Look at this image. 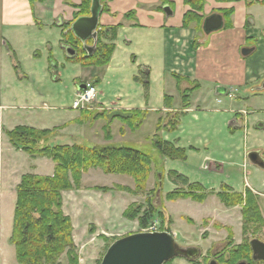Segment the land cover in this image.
<instances>
[{"label": "crops", "instance_id": "0c3cea01", "mask_svg": "<svg viewBox=\"0 0 264 264\" xmlns=\"http://www.w3.org/2000/svg\"><path fill=\"white\" fill-rule=\"evenodd\" d=\"M251 1L255 2L249 5L247 0H204L203 9L198 11L199 16L203 17V21L212 13H219L224 18L223 28L206 34L203 31V24L199 26L196 21L189 27L183 25L185 14L192 10L185 0H107L104 4L106 10L102 11L99 26L108 28L120 25V28L115 41L116 49L106 67L117 65L115 62V59L119 57L116 53L117 48L125 50L127 57L133 58L134 61L138 58L145 60L143 67L139 65L141 78L145 79L142 82L150 84L156 81L162 87L163 93L158 97L156 105L153 104L151 96L148 102H144L142 99L130 102L117 96L121 103L112 101L111 112H107L105 115L107 119L105 120L102 116L94 121L88 117L87 111L74 110V112L64 114L51 112L52 107L49 103L53 96H49V98L42 92L43 78L36 63L43 56V52L38 46L47 45V55L50 57L49 52L53 48V42H50L47 37L53 32V29H59L57 40L60 45L65 50L66 46H70L63 43L62 32L71 28L69 24L75 20L80 0H47L44 2L39 0H0V264H19L15 246L11 243L10 238L13 231L17 186L20 184L22 176L28 173L52 176L56 165L50 158L33 157L24 150L16 148L10 142L7 132L17 126L56 130L45 141L50 146L82 145L80 141L88 137L89 133V130H85V128L89 127L92 130L99 121H104L102 125L105 128L107 124L110 125L115 120L121 121L122 114L137 109L146 111L144 120L150 112H157L159 120L160 116L164 114V110H170L164 106L166 95L171 96L172 103L179 107L181 94L176 78L179 76L181 88L196 87V89L191 93V105L187 110L188 118L184 119L183 124L176 132L163 133L166 140L174 142L177 147H194L195 149H190L189 152L195 157L204 149L208 150L206 160L202 163L203 169L201 165L200 169L215 174H223L222 168L215 170L210 166L209 170H204L206 163L210 164L220 160L223 166L226 159L233 158L234 160L235 157H242L243 160L245 158L244 165H248L247 154L252 150L259 151L264 157V0ZM228 10H232L230 18L225 14V11ZM130 12H135L134 17L127 16ZM229 20L231 25L227 26ZM89 44L92 43L89 42ZM10 48L15 53L14 59L21 66L20 75L14 68ZM82 68L91 71L94 67L82 66ZM98 69L100 68L98 67ZM99 77V75H90L86 81L90 79L101 81ZM135 77L137 80L140 79L139 76ZM86 81H78L76 94ZM233 89L237 91L236 97L229 98L227 94ZM225 98H229V100H225ZM98 103L104 102L99 99ZM215 103L223 104L224 107L219 109ZM211 110L220 111L217 112L219 115H212ZM246 110H252L248 128L244 124L243 113ZM113 116L115 118L112 119ZM58 121L60 122L58 123ZM198 121L207 126L218 122L222 124L223 129L227 127L230 131L241 128L244 133V141L242 143L240 140L235 142L236 134L226 133V139L219 145L223 154L220 153L218 158L209 163L208 155L212 151L209 144L216 137L208 138V136H203L201 131H196L198 133L196 134L195 128ZM250 134L252 136L251 143L245 140L246 135L250 136ZM59 140L64 141L58 143ZM112 141V139L107 140L103 135L98 143H90V145L91 147L112 145ZM164 161L165 159L163 163H155L147 181L146 195L156 186H160ZM255 169L258 180L255 183L256 187L247 182L246 188L240 191H236L228 184L222 185L221 188L228 186L235 192L241 193L249 188L263 200L264 169L260 170L259 167ZM90 171L91 169L83 174L79 189L63 192V211L72 220L73 238L78 247L80 264H83L84 261L91 262V258L100 252L98 247L106 246V240L101 237L102 235L110 241H115L119 237L140 231L138 220H130L124 217L123 213L129 205L143 203L146 198V195L143 194H133L118 189L109 191L94 189V187H102V185L85 184V176ZM178 173L187 177L190 183L199 182L207 190L213 191L214 193L210 195H217L221 191V188L216 189L209 185L211 181L204 183V180L196 181L181 172ZM168 178L171 180L169 174ZM172 183L174 184H171L173 190L179 188V185L174 181ZM115 185L134 188L135 182L132 178L127 183L103 186L114 187ZM100 191L105 194L119 193L121 196H118L115 202H120L124 194H130L134 199L131 203L116 210L124 218L120 220V227L115 231L101 230L92 216L87 217L90 237L83 242L77 232V225L82 222L79 219L82 213L92 215V212L102 211L106 213L107 217L111 216L109 220L112 219V209L110 212H106L105 208L101 206ZM183 199L187 200L188 198L174 201L167 199V202H177ZM161 205L166 219L170 222L172 234L174 237H178L182 232L176 227L175 220L162 198ZM86 206L90 207V210ZM221 209L222 211H218L219 215L215 211L216 216H213L219 221L220 226L213 228L209 222L206 227H203L209 231L208 239L213 245L211 249L223 247L225 239H228L226 226L231 227L233 231L234 244H241L243 240L242 207L240 205L231 207L224 205L221 206ZM236 211L239 212L238 220H240L238 232L233 229L234 226L230 222L237 217ZM222 225L225 227L219 228ZM183 232L188 234V232ZM183 236L184 246L196 247L192 246L194 241L189 240L191 235ZM212 238L215 241H212ZM195 239L196 237H194ZM223 239L224 241H222ZM99 241L103 244H100ZM195 242L198 241L195 240ZM180 264H191V262L183 259Z\"/></svg>", "mask_w": 264, "mask_h": 264}, {"label": "trees", "instance_id": "16d2710c", "mask_svg": "<svg viewBox=\"0 0 264 264\" xmlns=\"http://www.w3.org/2000/svg\"><path fill=\"white\" fill-rule=\"evenodd\" d=\"M35 1V0H31ZM44 2L46 0H39ZM192 7L184 17L183 25L189 27L191 23L197 22L199 26L203 24V17L199 16L198 11L203 9L204 0H185ZM255 1L247 0L249 5ZM92 0H82L79 12L76 13L75 19L79 16L89 15ZM103 3V0H102ZM106 8L103 5V11ZM230 18L232 10L225 11ZM135 12H130L127 16L134 17ZM71 25V24H69ZM231 21H227V26ZM120 25L104 28L99 26L97 46L91 55L83 49L81 42L75 37L70 28L62 32L63 43L81 46L75 56H68L67 59L80 64L83 67H103L110 63L113 53L116 49L115 41L117 39ZM93 44V40L89 41ZM11 58L14 62V68L20 75V65L14 59L15 53L10 48ZM176 76V75H175ZM178 79L181 100L183 108L189 107L191 93L196 87L183 89L180 87L181 78ZM100 80L94 81L97 84ZM165 104L168 106L172 98L168 95L164 97ZM104 112L98 113L91 117L96 120L105 116ZM146 111L131 110L127 114L120 116L121 120H126L131 128L137 129L143 123ZM179 116H175L165 125L168 132L178 129ZM115 118L114 116L112 119ZM171 122V124H170ZM105 138L110 140L111 133L109 124L105 126ZM56 130H41L28 126H17L8 131L10 142L16 147L24 150L33 157H47L55 162V170L52 176H43L36 174H25L22 176L20 184L17 186V201L13 220V231L10 238L11 243L16 249V258L19 264H63L62 257L66 256L67 264H80V255L78 247L73 238V224L70 216L63 211V192L81 187L82 176L90 169H101L107 174H125L134 179L135 186L130 188L122 185L114 187L96 186L94 189L109 191L118 189L128 191L133 194H145L147 181L153 170L155 163L150 153L139 149L118 146L105 145L101 147H87L80 144L73 145H55L50 146L45 143ZM153 145L157 148L164 158L172 160H186L187 149L177 147L173 142L164 139L160 135L159 125L156 128L152 138ZM169 176L172 181L179 184L178 188L166 194L168 200H177L181 198H191L195 201H204L210 192L198 183H190L189 179L178 172L171 171ZM188 187L186 190L183 187ZM150 190L147 193L143 203H133L124 211V217L130 220H138L141 228L148 225L156 217L161 220L162 229L171 232L168 226H165L166 217L162 208L158 207L150 198L156 190ZM202 191V194H197ZM221 202L228 206L242 207L243 217V242L240 245L233 246V234L229 233L227 245L230 248L229 264H236L239 260L246 259L250 264L257 261L251 258L252 248L251 239L248 237L249 225H264V218L259 208L257 195L249 188L244 193L235 192L227 186L217 193ZM231 231V230H230ZM106 240V250L114 241ZM258 239V238H257ZM174 259V258H173ZM173 259L165 264H171ZM194 262V261H193ZM197 262V261H196ZM260 262H264L263 260ZM101 263V259L97 264Z\"/></svg>", "mask_w": 264, "mask_h": 264}, {"label": "rangeland", "instance_id": "374dc122", "mask_svg": "<svg viewBox=\"0 0 264 264\" xmlns=\"http://www.w3.org/2000/svg\"><path fill=\"white\" fill-rule=\"evenodd\" d=\"M47 1V0H46ZM107 0H103V5L105 4ZM82 3V0H80V3L78 5V10H80V5ZM59 30V29H58ZM58 30L53 29L52 33L48 35V39L50 42H53V48L50 49L48 57V46H38L40 50H42L43 56L40 58V60L36 61L38 65V71L42 74V92L49 96H53V98H50L49 105L52 107L51 112H56L60 114H64L67 112H74V109L72 108L73 101L75 99V94L77 90V83L78 81H86V79L89 78L90 75H99L101 78V81L96 84L97 90L99 92L98 101L101 99L104 103H95V105L92 107V109L86 110L88 112V117H92L98 113L104 112L107 114V112H111V106H113V102H117L118 104L121 103V100L117 99V96L123 97V99L126 101H136V100H143L144 102H148L149 98L151 96L153 104H157L158 97L162 95V87L157 84L156 81H153L150 84H144L142 82V74L140 66L145 64V60H142L141 58H138V60H133L131 57H127L126 51L121 50L117 48L116 53L118 54V58L115 59V62L117 65H112V67L108 68L106 66L104 67H94L90 70L82 68V66L78 63L72 62L67 59V51L60 45L59 40H57L58 37ZM60 32V31H59ZM63 38V37H62ZM40 44V42H39ZM69 45V44H68ZM72 48H74L77 51H80L81 46L74 44L70 45ZM6 48V47H5ZM38 53V52H36ZM157 63V62H155ZM20 65V64H19ZM140 65V66H139ZM162 67L161 65L159 66ZM21 68V66H20ZM135 76H139L140 79L137 80ZM89 81V80H88ZM90 81L94 82V80L90 79ZM160 83V82H159ZM50 94V95H49ZM120 94V95H119ZM191 96L189 99V107L191 105ZM171 97V96H170ZM172 98V97H171ZM225 100H229V98H225ZM168 106L165 104V108H169L170 110H164V114L160 116L158 120V113L157 112H150V114L147 116V118L144 120L142 125L138 127L137 129L131 128V125L126 120L116 121L109 125V130L111 133V139L112 145H123L125 147H131L135 149L142 150L144 152L150 153L155 160L154 162L163 163V176L162 180L159 186V189L154 192V194L151 195L152 201L160 208H162L161 205V198L163 199L164 203L167 205L170 213L173 216V219L175 220L176 227L182 232L178 237H175V241L177 244H179L181 247H189L184 246L185 240L183 239V235H191L189 237V240H191L194 245L200 249L201 255H199L196 259L199 260L204 254L210 253V251H215L216 249H211V246H213L208 239L209 231H206L207 229H203V227H206L207 224L210 222L211 226L218 227L220 226V223L216 218H213V216H216L215 211H222L221 206H224L219 199L218 195H210L207 197L204 201H195L191 198L179 200L177 202H167L166 193L169 191H172V181L168 178V174L171 171L175 172H181L185 174L186 176L193 178L196 181H202L207 182L211 181L212 187H215L216 189H220L222 185L228 184L231 185L233 188H235L236 191H240L243 188H246L247 182L250 183V185L256 187L255 183L258 182L256 179V173H255V165H253L248 159V165H244V160L242 157H235L226 159L224 162V165L218 162H211L212 160H215L219 157V154H223L222 150L220 148V144L222 141L226 139V133L229 132V134L235 135L234 141L240 140L242 143L244 141V133L241 128L232 129L231 131L229 128H222V124H219L218 122H214L212 126L202 125L201 123L196 122L197 126L195 128V133L198 134L196 131H201L203 133V136L209 137H216L213 139L214 141L209 144V148L212 149L210 154L208 155V161L210 164H205L204 170H209V167L214 168L215 170L222 168L223 174H215L213 172L209 171H203L200 169L203 167L202 163L206 160V152L208 150L201 151L198 153V155L192 156L189 152L190 149L194 150V147L186 148L187 149V159L186 160H172L170 158H164L160 154L157 148L152 144V138L155 134L156 128L159 125L160 127V135L165 139L166 133H174L176 132L180 127L181 124H183L184 119L187 117L188 108H183V102L180 99L179 107L176 106L172 102ZM219 109L223 108V104H216ZM72 108V109H71ZM107 108H109L107 110ZM79 111V110H77ZM81 112V111H80ZM220 111L211 110L212 115L217 116L219 115ZM179 124L178 129L173 132H168L166 130L165 125L169 121L174 118L175 116H179ZM102 117V116H101ZM100 118V117H99ZM98 118V119H99ZM105 120L107 117H103ZM188 118V117H187ZM97 120V119H96ZM95 121V120H94ZM92 121V122H94ZM60 121H58L59 123ZM91 122V123H92ZM104 121L97 122L93 129L90 130L89 127H86L85 130H89L88 137L83 138V141H80V143L84 146L91 147L90 143H98V140L103 138V135H105V128H103ZM167 124V125H168ZM171 124V122H170ZM245 124V121H244ZM89 128V129H88ZM252 136L246 135L245 140L249 143ZM64 140H59L58 143H63ZM171 142V141H170ZM174 143V142H173ZM98 145V144H97ZM189 145V144H188ZM217 145V146H216ZM216 146V147H215ZM197 148V147H196ZM237 155V153H234ZM163 159V160H162ZM232 161V162H231ZM155 163L153 164V169L155 167ZM210 168V169H211ZM203 169V168H202ZM262 170L261 168H259ZM170 177V176H169ZM158 178V177H157ZM85 184L86 185H113L117 183H127L132 180V178L129 175L125 174H107L104 173L101 169H91L90 173H88L85 176ZM190 182V181H189ZM200 184L199 182H195ZM172 184V185H171ZM179 185V184H178ZM202 185V184H201ZM203 186V185H202ZM204 187V186H203ZM228 187V186H227ZM179 188H182L179 185ZM186 190L188 187H183ZM205 188V187H204ZM223 188V187H222ZM221 188V190H222ZM230 188V187H229ZM262 188V187H261ZM206 189V188H205ZM232 189V188H230ZM176 190V189H175ZM233 190V189H232ZM207 192H210V194L214 193L213 191H209L206 189ZM234 191V190H233ZM197 194H202V191H197ZM100 197H102L101 206L105 208L104 211L110 212L113 211L112 219L111 216L106 215L105 212H92V215H89L88 213H82L79 219H81V224L77 225V232L79 234V237H81V241H87L90 231H88L87 226V217L92 216L94 218V221L98 224L99 228L104 231H115L119 229L120 220L124 218L120 212H117L116 210H119L120 207L123 205L131 203L133 201L134 197L130 194H124L123 199L120 202H115V199H118L117 197L121 196L117 192H112L105 194L103 192H99ZM144 196L146 194H143ZM147 196V195H146ZM261 196L257 195V201L258 204H260L263 215H264V199L262 200L259 198ZM259 199L261 201L259 202ZM220 204V205H219ZM259 206V208H260ZM90 210V207L86 206ZM216 208L215 210H213ZM114 209V210H113ZM235 211V210H234ZM237 212V217L233 218L232 221H230L233 224V229L238 232L240 230L239 227V221L238 215L239 212ZM221 213V212H220ZM219 215V212H218ZM191 217V218H189ZM211 218L213 220L211 221ZM157 219V217L155 218ZM165 226H168L170 229V222L166 219ZM225 226L222 225L224 228ZM141 228V227H140ZM211 228V227H210ZM225 229L229 233L233 231L231 230V227L226 226ZM171 230V229H170ZM231 230V231H230ZM141 231V230H140ZM183 231L188 234H185ZM206 231V232H205ZM249 238L252 237L258 238L262 241H264V225H255L250 224L249 225ZM192 237V238H191ZM194 237H196V241L194 240ZM253 239V238H252ZM214 239L212 238V241ZM221 240V239H219ZM215 241V240H214ZM224 241V239L222 240ZM229 239H225L224 246H228L227 242ZM100 244H103V242L99 241ZM215 246V245H214ZM100 252L91 258V262H85L83 264H97V262L104 256L106 252V248L104 245L102 247H98ZM84 255V254H83ZM85 257V256H84ZM186 260L182 257H176L173 259V264H180L181 260ZM63 264H67L66 256L62 257ZM194 261L193 263H195ZM171 263V264H172Z\"/></svg>", "mask_w": 264, "mask_h": 264}, {"label": "water", "instance_id": "95a60500", "mask_svg": "<svg viewBox=\"0 0 264 264\" xmlns=\"http://www.w3.org/2000/svg\"><path fill=\"white\" fill-rule=\"evenodd\" d=\"M103 11L102 0H92L90 14L79 16L71 24V31L81 42L87 55H91L97 46L100 17ZM224 26V18L219 13H212L203 21V31L209 34ZM93 40V44L89 41ZM67 54L72 57L77 51L66 46ZM225 93V92H224ZM223 93V94H224ZM249 161L264 169V157L259 151L248 152ZM255 261H264V241L254 238L250 242ZM200 255L197 247H181L169 231H138L113 241L106 250L100 264H165L167 261L184 256L196 259Z\"/></svg>", "mask_w": 264, "mask_h": 264}, {"label": "built area", "instance_id": "2783aa9c", "mask_svg": "<svg viewBox=\"0 0 264 264\" xmlns=\"http://www.w3.org/2000/svg\"><path fill=\"white\" fill-rule=\"evenodd\" d=\"M99 92L96 84L92 81H87L83 84L82 88L78 90L75 99L73 101L72 108L74 110H89L98 102ZM229 98H234L235 93L230 91L228 94ZM162 229V224L159 219H154L148 223L146 227L142 229L145 232H156Z\"/></svg>", "mask_w": 264, "mask_h": 264}, {"label": "flooded vegetation", "instance_id": "af4514ba", "mask_svg": "<svg viewBox=\"0 0 264 264\" xmlns=\"http://www.w3.org/2000/svg\"><path fill=\"white\" fill-rule=\"evenodd\" d=\"M231 91H233L235 94L237 92L235 89H233ZM251 113H252V110H246L243 113V115L245 117V120H244L245 121V127H247V128H248V123H249V116L251 115ZM242 242H243V240H242ZM234 245H240V244H234V241H233V246ZM230 248L231 247H229V246H224L221 249H216L215 251H210V253L208 252V254H204L195 263H193V261H196L197 258L196 259H190V258H186L184 256H177V257L185 258L189 262H191V264H229L228 262L231 258L230 252H229ZM200 255H201V252H200ZM251 258L253 259V251L251 254ZM236 264H250V263L246 259H244V260L242 259V260H239ZM254 264H264V262L257 261Z\"/></svg>", "mask_w": 264, "mask_h": 264}]
</instances>
